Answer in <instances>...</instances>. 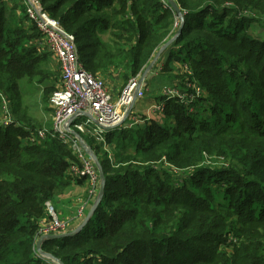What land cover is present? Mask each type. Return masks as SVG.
Returning a JSON list of instances; mask_svg holds the SVG:
<instances>
[{"label":"trees","instance_id":"trees-1","mask_svg":"<svg viewBox=\"0 0 264 264\" xmlns=\"http://www.w3.org/2000/svg\"><path fill=\"white\" fill-rule=\"evenodd\" d=\"M38 1L62 27L75 30L63 28L74 35L88 72L115 69L124 71V80L142 73L174 35L179 18L161 0ZM175 1L183 27L167 48L168 62L185 53L181 63L198 80L204 109L217 120L195 125L184 105L168 99L165 125L150 121L133 129L130 141L120 144L116 167L100 161L104 194L83 229L41 244L63 264H264V38L244 32L251 23L264 27V0ZM14 22L0 0V91L17 123L0 128V264H49L34 255V236L47 217L45 203L69 184L70 150L56 139L21 143L34 127L25 123L18 87L37 77L40 58L27 46L28 31ZM130 130L125 124L113 129L106 141ZM131 146L133 154L126 151ZM205 155L224 165H200ZM163 159L194 167L193 180L212 177L224 199L208 187L199 195L185 184L172 188L157 177L149 182L157 175L142 165Z\"/></svg>","mask_w":264,"mask_h":264},{"label":"built area","instance_id":"built-area-1","mask_svg":"<svg viewBox=\"0 0 264 264\" xmlns=\"http://www.w3.org/2000/svg\"><path fill=\"white\" fill-rule=\"evenodd\" d=\"M16 1L24 9L27 21L36 27L39 47L54 57L59 69L57 88L48 99L52 113L51 124L29 132L21 143L26 146L39 145L45 140L56 139L65 145L72 152L75 160L74 163H69L65 171L66 179L71 182L82 178L90 181L92 190L89 197L95 201L100 178L94 151L98 147H107L106 133L122 126L128 119L127 110L143 99L146 91L145 81L139 84L140 75H137L130 79L120 94L114 98L105 80L84 68L74 35L66 32L57 20L51 18L38 0ZM161 3L163 8H170L167 0H161ZM185 86L190 91H184L182 95L165 88L163 90L164 100L154 109L162 113L164 101L172 98H178L181 104L191 107L194 101L192 97L188 99L186 95L192 90L191 96L199 98L202 89L194 84L193 79L187 81ZM11 126H17L11 102L8 96L0 91V128ZM218 163L219 166L224 165L219 158ZM180 184H182L181 181H176V186ZM83 207L78 214L89 220L92 215L89 211L84 213ZM45 208L47 218L39 222L33 245L34 255L42 259L44 258L36 246L39 239L45 237V241L50 235H60L68 231L66 224L56 216L51 201L45 203Z\"/></svg>","mask_w":264,"mask_h":264},{"label":"rangeland","instance_id":"rangeland-1","mask_svg":"<svg viewBox=\"0 0 264 264\" xmlns=\"http://www.w3.org/2000/svg\"><path fill=\"white\" fill-rule=\"evenodd\" d=\"M1 1L4 2L6 9H8L9 11H13V13L15 15V21H16L14 23L16 25L24 27L28 31L30 39L27 41V46L32 48L34 50L33 54L40 58V64H39V70H38L37 77L33 81L22 80L19 83V87H18L19 95L21 98L22 108L24 109L23 113L25 115L24 116L25 123H27L28 125H33L34 129H36L38 127L49 126L51 124L52 113H51V110L49 109L48 99H49V96L51 95V93L57 88V85H58V80H59L58 64L52 55L48 54L47 52H44L39 47V44L37 41V38H38L37 33L38 32H37L36 28L34 27V25L27 21V19L25 18V15H24L25 14L24 9L17 3V1L16 0H1ZM176 4H177V2H176ZM228 5H232V4L228 3ZM253 13L255 15H258V13L256 11ZM251 16H254V15L252 14ZM175 21H176V23L174 25V29L176 28L175 30L177 31L178 25L180 24L181 19L177 18ZM244 26H246V28H247L248 23H245ZM259 26L257 23H251L249 25L248 29L244 30V32L246 34L252 33L254 38H258V37L264 38V27L261 26V28H260ZM63 28L66 29L64 26H63ZM74 28H77V27H74ZM66 30L71 32V33H75L74 29H72V30L66 29ZM176 31H174V35H175ZM86 35H87V33H86ZM174 35H172V37L170 39H172L174 37ZM101 38H102V40H105L108 37L105 34V35H102ZM180 54L185 55V53H180ZM154 56H155V54H154ZM182 65H183V63H181V67H182ZM87 68H88V64H87ZM88 70L91 74L98 75V76L102 77L105 80L106 86L108 87V89L114 88V90L117 92L114 95L111 93L114 98H116L120 94L121 90L128 83V81L130 79L137 76V75L136 76H130L124 80L123 79L124 71L121 72L119 70L116 71L115 69H113L111 72L103 74L102 72L92 71L89 68H88ZM183 70H184V74H185L184 79L180 83H178V84L176 83L177 85H174V86H172L171 84L166 85V86H162V85L167 83L166 79H164V78L162 79L158 76L157 77L154 76L150 79L149 86L151 88L148 86V89L145 91L143 99L136 102L133 106V109H132V111L138 115L137 116L135 114L136 119H137L136 122L138 124L130 125V121H129V119H127L123 123V125L125 124L129 128L131 127L132 130H130L129 133H123L121 135V137L122 136L125 137V138H123V140L120 136H116V140L113 143H108L106 141V145H107L106 148L98 147V150H97V148L95 149L94 152H95L97 162L99 163L100 167H101L100 161H102L104 159H106L107 161H109L111 163V165H114L116 167L119 164L118 163L119 158L117 157V154L122 152V150H121L122 146L120 144L128 143L130 141V139H131L130 137L133 133L132 131H134L133 129H136L138 131L145 129V127H146L145 124H147V125L149 124L147 119L153 117L155 114H161V112H157L156 109H154V108H155V106L159 105L163 101V99H164L163 90L165 88H169L173 91H177V92H179L178 95H182L181 93H184V91H190V89L185 86L187 81L193 79L194 84L199 85L198 80L195 77H193L192 72L190 71V69L186 65H183ZM170 72H172V71H170L169 69L167 71L163 72L165 75L163 77H166L167 75H169ZM149 73H148L146 79L148 78ZM190 73H191V76H190ZM177 78H181V77L177 76ZM146 88H147V86H146ZM191 95H192V90H191V93L186 95V97L188 99H190L192 97V99L194 101L193 105L190 107V106H186L184 104V109L188 114H192V118L195 121V125L199 126L202 120H211L212 122H215L217 120V117L212 116V114L208 111V109H204V107L206 106V103L204 102L205 100L202 99V97H201L203 95V90H202V94L199 98L195 97V96H191ZM172 99L177 100V102H179V103L181 102V100L178 98H172ZM162 116L166 120V116L163 113H162ZM144 119H145V121H144ZM223 121H224V123H228V122H229V124L232 123L230 121H225V120H223ZM169 122H170V124L173 123L172 120H170ZM212 124L214 126V123H212ZM164 125H165V123H164ZM134 146L127 147L126 151H128L130 154H133ZM67 152H68V150H67ZM67 155H69V157H70L69 163H74L75 160H74V157L72 155V152L69 151L67 153ZM124 156L125 155H122L120 158H124ZM200 165L218 168L219 167L218 158L206 156L203 158V161L201 162ZM132 166L136 167V166H139V164L133 163ZM142 166L151 168L157 175V176L153 175L152 178L149 179V182L155 180L157 177V178L161 179L164 182V184H166V186L168 185L169 187H172V188H178L182 184L183 185L185 184V186L188 187L190 194H199V195L203 194L204 188L208 187L210 192L212 194H214L215 197L219 198L220 200L224 199V195L220 194L221 191L215 192L216 190H218L217 185H216L217 183H214V180L212 177L209 178L208 175H206V176L201 175L199 178H197V180L192 179V176L194 174L191 171H194V167L177 168V167L169 164L167 161H165V159H163L161 162L160 161L148 162V163L143 164ZM101 169H102V167H101ZM111 169L113 170L114 168H111ZM164 172H166V173H164ZM170 177H171V179H170ZM64 179H66V178H64ZM137 180H138V178H137ZM81 181H83V182H81ZM176 181H178V182L181 181L182 184H180L179 186H176ZM78 182H80V183H78ZM68 183L69 184H67L63 188L53 192V196L51 199V203H52V206L54 208V212H55L56 216L58 217V219L62 223L66 224V228L68 230L67 232L76 228V227L73 228L71 226V220L73 218H74L73 221L74 220L77 221V223H78L77 226L79 224H81L82 221L84 220V218L80 217L78 213H79L80 209L85 204L86 205L83 207V211H84V213H87L88 205L91 203L90 202L91 198L89 197V193L92 190L91 182L87 181V179H85V178H82V179L77 180L75 182L68 181ZM70 184H73V185H70ZM53 199H59L60 201H62L63 206H65V211L66 212L69 211L72 213L71 218L64 219L61 216H58V213L56 210L57 208L53 202ZM254 206H255V204H254ZM235 241L236 240H235L234 235H231L230 238L228 239V243L232 244V245L234 244ZM224 249H225L224 251L227 254H230L232 251L231 247L224 248Z\"/></svg>","mask_w":264,"mask_h":264},{"label":"crops","instance_id":"crops-1","mask_svg":"<svg viewBox=\"0 0 264 264\" xmlns=\"http://www.w3.org/2000/svg\"><path fill=\"white\" fill-rule=\"evenodd\" d=\"M170 49H167L166 51H164L160 57L158 58L157 62L155 63L154 67H153V70L149 73V76L148 78L145 80V85L147 86L146 90L148 89V86H149V81L152 77L154 76H158L160 78H164L166 79V84L162 85V86H166V85H177L178 83H180L184 77H185V74H184V70H183V65L181 67V59H185V55L184 54H179V55H176L175 57H173V59L171 61L168 62V59H169V53H170ZM57 62V61H56ZM166 62H168V69L172 72H170L169 75H167L166 77H163L165 76L163 72H161L162 68L164 67V65L166 64ZM166 74V73H165ZM177 76H180L181 78H177ZM177 83V84H176ZM150 87V86H149ZM108 88V87H107ZM151 88V87H150ZM109 92H111L113 95L115 93H117L114 88H110L108 89ZM118 95V94H117ZM133 109V108H132ZM136 113L131 111V113L129 114L128 116V119L130 121V125H133V124H138L136 121ZM138 116V115H137ZM135 120V121H134ZM148 122L150 121H154L156 122L158 125L160 126H163L164 123L166 124L167 123V120L164 119V117L162 116V113L161 114H155L153 117L147 119ZM145 121V119H144ZM147 122V121H146ZM83 182V181H81ZM80 183V182H78ZM75 184V183H74ZM70 185H73V184H70ZM53 202L56 206V210H57V213H58V216H61L62 218L64 219H68V218H71L72 216V213L71 212H66L65 211V206H63V203L62 201H60L59 199H53ZM91 203L88 205V211H90V209L93 207L95 201H90ZM87 211V212H88ZM74 219V218H73ZM73 219L71 220V226L73 228L77 227V221H73Z\"/></svg>","mask_w":264,"mask_h":264},{"label":"water","instance_id":"water-1","mask_svg":"<svg viewBox=\"0 0 264 264\" xmlns=\"http://www.w3.org/2000/svg\"><path fill=\"white\" fill-rule=\"evenodd\" d=\"M167 2L169 4L170 8L174 11V13H176L178 15V17L181 19L180 26L178 27L174 37L172 39L168 40L165 44H163L159 48L158 52L155 54V56L153 57L151 62L143 70V72L141 73V75L139 77V80H138L139 84L143 83L146 80V77H147L148 73L153 69V67H154L155 63L157 62L158 58L160 57V55L175 41V39L182 32L183 19H182V14H181L180 8H179V6L176 4V2L174 0H167ZM131 111H132V107L127 110L126 117H128V115L131 113ZM97 164H98V171H99V178H100V186H99V191H98V195H97V198L95 200V203H94L93 207L89 211L90 215H92L96 211L98 205L100 204V202H101V200L103 198V194H104V186H105L104 174H103V171H102L101 167L99 166L98 162H97ZM87 222H88V219H84L82 221V223L79 224L75 229H73V230H71V231H69L67 233L60 234V235H50L49 239H60V238H65V237H71V236L79 233L83 229V227L86 225ZM44 238L45 237L40 238L39 241L37 242L36 246H37V249H38L39 253L42 255V257L46 261H48L51 264H63V262L61 260L56 259L52 255L44 253L41 250V244L44 241Z\"/></svg>","mask_w":264,"mask_h":264}]
</instances>
